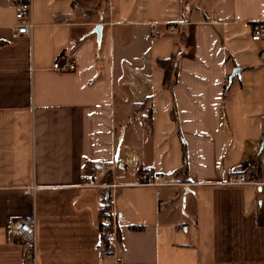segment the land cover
<instances>
[{
	"label": "crops",
	"instance_id": "1",
	"mask_svg": "<svg viewBox=\"0 0 264 264\" xmlns=\"http://www.w3.org/2000/svg\"><path fill=\"white\" fill-rule=\"evenodd\" d=\"M19 1L0 0V264L22 263L7 227L27 217L36 264H264V185L226 183L255 161L264 180V0H31L30 34ZM175 52L170 92L157 58ZM97 168L121 184L104 261L103 191L78 186ZM144 170L177 182L139 185Z\"/></svg>",
	"mask_w": 264,
	"mask_h": 264
},
{
	"label": "built area",
	"instance_id": "2",
	"mask_svg": "<svg viewBox=\"0 0 264 264\" xmlns=\"http://www.w3.org/2000/svg\"><path fill=\"white\" fill-rule=\"evenodd\" d=\"M15 17L18 20L14 31L30 34L33 27L32 20V5L31 0L19 1L16 5ZM60 19V17H57ZM167 28L170 32H175L176 22H168ZM150 30L157 32L158 23L156 21L149 22ZM250 37L252 40H258L264 37V21L255 20L250 23ZM260 57L264 63V49L260 51ZM53 68L60 72H70L75 68V61L71 56L59 54L52 64ZM108 170L105 168L94 169L90 174L80 176L79 187H93L103 191L101 208H105L101 216L100 230L101 234L105 233V238L99 242L98 257L104 261L111 256H114L118 247V227L119 213L116 209V193L121 184L111 182H100L101 179L107 176ZM177 181L174 177H168L164 174H157L152 170H144L141 174L139 185L162 186L175 184ZM227 184L233 185H264V180L256 178L250 174V167H239L231 172L226 179ZM33 188L25 189L29 192ZM104 191L106 193L104 194ZM8 242L19 243L22 247V263L21 264H36V238L31 217L22 218L16 222H9L7 227Z\"/></svg>",
	"mask_w": 264,
	"mask_h": 264
},
{
	"label": "trees",
	"instance_id": "3",
	"mask_svg": "<svg viewBox=\"0 0 264 264\" xmlns=\"http://www.w3.org/2000/svg\"><path fill=\"white\" fill-rule=\"evenodd\" d=\"M184 34L185 33L183 30L179 31V37H180L181 42H183V40H184V36H185ZM2 42L3 41H0V44ZM157 63L164 70L163 87L171 92L172 87L175 84L176 78H177V56H176V52L173 53L169 57L157 58ZM182 151H183V164H182L181 171L183 172V174H185L186 168H187V162H186L184 144H182ZM247 165L248 164L245 163L243 165V167H246ZM250 174L252 176H255L256 178H259V179L262 177V175H263L262 167L258 161H255L254 164L252 165V167L250 168ZM104 211H105V208H101V216L103 215ZM132 228L133 229H140V227H132ZM101 237H102V239H104L105 233H102Z\"/></svg>",
	"mask_w": 264,
	"mask_h": 264
},
{
	"label": "water",
	"instance_id": "4",
	"mask_svg": "<svg viewBox=\"0 0 264 264\" xmlns=\"http://www.w3.org/2000/svg\"><path fill=\"white\" fill-rule=\"evenodd\" d=\"M94 31L96 32V34H97V39H100V37H101V25L100 24H96L95 25V27H94ZM238 68L236 67V68H234V70H233V74L235 73V72H238ZM232 74V75H233ZM99 167H101V165L99 166Z\"/></svg>",
	"mask_w": 264,
	"mask_h": 264
},
{
	"label": "rangeland",
	"instance_id": "5",
	"mask_svg": "<svg viewBox=\"0 0 264 264\" xmlns=\"http://www.w3.org/2000/svg\"><path fill=\"white\" fill-rule=\"evenodd\" d=\"M95 10H93V15H96L99 11H101L103 9L104 5H95Z\"/></svg>",
	"mask_w": 264,
	"mask_h": 264
}]
</instances>
